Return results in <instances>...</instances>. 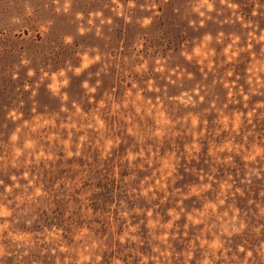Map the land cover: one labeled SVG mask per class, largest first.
Instances as JSON below:
<instances>
[{
  "label": "rangeland",
  "instance_id": "rangeland-1",
  "mask_svg": "<svg viewBox=\"0 0 264 264\" xmlns=\"http://www.w3.org/2000/svg\"><path fill=\"white\" fill-rule=\"evenodd\" d=\"M0 264H264V0H0Z\"/></svg>",
  "mask_w": 264,
  "mask_h": 264
}]
</instances>
